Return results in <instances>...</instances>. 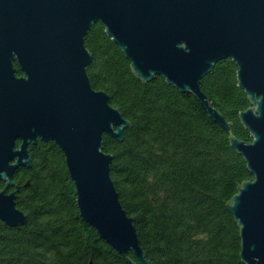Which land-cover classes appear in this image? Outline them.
I'll use <instances>...</instances> for the list:
<instances>
[{"label": "water", "instance_id": "1", "mask_svg": "<svg viewBox=\"0 0 264 264\" xmlns=\"http://www.w3.org/2000/svg\"><path fill=\"white\" fill-rule=\"evenodd\" d=\"M97 20L142 81L163 75L228 129L253 176L224 201L239 224L240 258L264 264V0H0V220L26 222L13 173L31 165L30 142L54 140L84 220L119 252L130 249L151 264L110 175L113 155L103 149V134L121 139L130 121L86 70L92 54L84 36ZM226 56L248 94L249 106L238 113L251 140L232 135L200 87Z\"/></svg>", "mask_w": 264, "mask_h": 264}, {"label": "trees", "instance_id": "2", "mask_svg": "<svg viewBox=\"0 0 264 264\" xmlns=\"http://www.w3.org/2000/svg\"><path fill=\"white\" fill-rule=\"evenodd\" d=\"M92 54L91 85L104 89L130 124L123 137L103 134L112 153L110 175L151 264H245L239 224L224 200L252 173L230 143L228 129L214 120L191 91L161 74L142 81L129 59L93 22L84 36ZM16 73L20 69L15 64ZM237 65L218 59L200 79L211 104L232 135L251 140L238 110L249 106L238 85ZM31 165L13 173L23 224L0 220V264H140L132 250L119 252L80 214L64 153L54 140L28 144ZM28 178V184L22 185ZM4 180L0 179V188ZM13 187H9V190Z\"/></svg>", "mask_w": 264, "mask_h": 264}, {"label": "flooded vegetation", "instance_id": "3", "mask_svg": "<svg viewBox=\"0 0 264 264\" xmlns=\"http://www.w3.org/2000/svg\"><path fill=\"white\" fill-rule=\"evenodd\" d=\"M13 64H14V66H15V64H17L15 60L13 61ZM17 74L19 75V74H21V72L17 73Z\"/></svg>", "mask_w": 264, "mask_h": 264}]
</instances>
